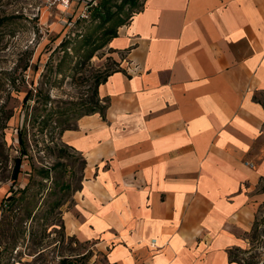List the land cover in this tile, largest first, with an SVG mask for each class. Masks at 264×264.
I'll return each instance as SVG.
<instances>
[{
    "label": "crops",
    "instance_id": "1",
    "mask_svg": "<svg viewBox=\"0 0 264 264\" xmlns=\"http://www.w3.org/2000/svg\"><path fill=\"white\" fill-rule=\"evenodd\" d=\"M108 45L126 59L105 115L62 134L85 161L66 234L105 264H240L264 199V0H144Z\"/></svg>",
    "mask_w": 264,
    "mask_h": 264
},
{
    "label": "rangeland",
    "instance_id": "2",
    "mask_svg": "<svg viewBox=\"0 0 264 264\" xmlns=\"http://www.w3.org/2000/svg\"><path fill=\"white\" fill-rule=\"evenodd\" d=\"M143 2L85 0L48 10L43 0L0 1V264L106 263L108 249L65 232L64 212L81 190L85 161L62 141V130L76 128L95 83L122 69L126 56L109 48L107 32L120 20L128 24ZM20 129L28 156L14 183ZM258 191L264 198V178ZM256 209L242 234L246 251L237 255L250 259L259 242L256 261L264 264V199Z\"/></svg>",
    "mask_w": 264,
    "mask_h": 264
},
{
    "label": "trees",
    "instance_id": "3",
    "mask_svg": "<svg viewBox=\"0 0 264 264\" xmlns=\"http://www.w3.org/2000/svg\"><path fill=\"white\" fill-rule=\"evenodd\" d=\"M129 1L133 2V6H136V1L137 0H123L124 4H127L129 3ZM144 4V2H143ZM143 4L141 6V8L143 7ZM140 11V10H139ZM139 11H136L139 12ZM125 20H120L118 23H117V26L115 29H112V30H109L107 32V35L109 37V41L115 37H117V31H118V28L125 25ZM108 41V42H109ZM63 44V43H62ZM93 51L89 53V56L87 58H92L93 57ZM118 71H121V69H118V70H114L112 71L110 74H107L103 79H100L98 80L96 83H95V94L93 95L92 98H90V102L88 104V107H87V110L80 116V117H83V116H86V115H92V114H96V113H99L101 114L102 116L105 115V112L106 110L108 109L109 107V101L108 100H105V99H101L98 95V87L103 84L104 82H106L107 78L112 74V73H115V72H118ZM28 101H30V94L28 93L25 98H24V102L27 103ZM78 117V119L80 118ZM78 121V120H77ZM44 122V121H42ZM65 123V122H62V124ZM66 130H71V128H64L62 130V133ZM18 141H19V145H20V153H21V156L20 157H17L15 159V164H14V169H13V174H12V180L14 181V183L17 182L18 178H19V175L22 173V170H21V167H22V163H23V159L24 157L28 156V145H27V142H26V133H25V130H18ZM43 174L45 175V177H47L49 175V172L47 171H43ZM12 190V189H11ZM12 196H10L9 198H11ZM255 238V236H254ZM256 238H257V235H256ZM257 239H255L256 241ZM259 248H260V245H259V242L257 243V246H253L252 249L250 250V259H242V258H239V256L237 255L236 252L234 251H230V260L233 261V262H237V263H240V264H260L259 261H256V259L258 258V256L261 254V252L259 253ZM263 248V247H262ZM258 252V253H257Z\"/></svg>",
    "mask_w": 264,
    "mask_h": 264
},
{
    "label": "built area",
    "instance_id": "4",
    "mask_svg": "<svg viewBox=\"0 0 264 264\" xmlns=\"http://www.w3.org/2000/svg\"><path fill=\"white\" fill-rule=\"evenodd\" d=\"M76 1H80L83 3L85 2V0H43L44 7L48 10H53L55 8L62 10H70L71 6Z\"/></svg>",
    "mask_w": 264,
    "mask_h": 264
}]
</instances>
